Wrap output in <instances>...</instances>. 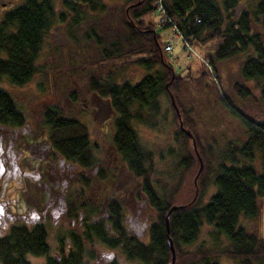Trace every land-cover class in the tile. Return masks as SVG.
Wrapping results in <instances>:
<instances>
[{"label":"trees","instance_id":"obj_1","mask_svg":"<svg viewBox=\"0 0 264 264\" xmlns=\"http://www.w3.org/2000/svg\"><path fill=\"white\" fill-rule=\"evenodd\" d=\"M155 1L122 0L107 5L102 0H61L63 9L56 11L51 0H15L1 13L0 75L12 84L24 83L36 71L35 59L44 34L66 17L68 25L77 28L94 47L97 58L92 62L99 69L102 61L115 59L144 69L133 82H115L105 72L88 75L85 84L88 92L107 101L112 112L110 147L135 181L134 198L151 213L146 238L140 239L122 222L117 194L121 190L105 195L101 201L105 214L92 218L96 205L80 201L83 217L78 233L69 232L67 247L62 248L60 239L57 251L50 253L42 224L29 228L17 223L0 236V264H32L30 254H45L42 264H86L93 256L94 242L114 250L123 262L168 264L167 236L174 250L173 264H220L222 256L229 264H264V231L259 234L240 224V218L257 215L258 200L264 199V0H159L158 12ZM154 12L158 28H173L187 45L215 40L203 57L213 69L221 60L240 56L238 77L250 80L257 94L252 95L238 81L232 90L241 98L253 97L263 107L261 117L254 119L232 109L229 100L219 96L241 122V140L217 143L210 137L201 143L196 138L191 111L182 108L177 99L183 77L172 68L171 75L157 30L146 17ZM168 111L174 124L173 138L165 153L157 155L156 161L163 165L156 170L155 154L141 142L136 127H154ZM41 117L48 126L47 141L59 156L81 170L93 165L87 128L81 120L53 106L44 107ZM22 120L12 98L0 89V122L17 125ZM182 128L191 131L201 160L195 182L192 177L198 161ZM71 205L67 204L68 215L72 214ZM170 205L178 206L168 213L166 227L164 214ZM203 225L211 229V243L196 240ZM107 264H118V260L114 256Z\"/></svg>","mask_w":264,"mask_h":264},{"label":"rangeland","instance_id":"obj_2","mask_svg":"<svg viewBox=\"0 0 264 264\" xmlns=\"http://www.w3.org/2000/svg\"><path fill=\"white\" fill-rule=\"evenodd\" d=\"M13 1L15 0H0V15ZM102 1L107 5H115L122 0ZM251 1L249 0V3ZM51 2L56 11L63 9L61 0H51ZM146 17L157 30L161 49L165 42H169L171 46L170 52L162 49V55L170 62L173 72L183 77L177 91V99L182 108L191 111L192 130L196 138L201 143L205 138L208 140L210 137H213L217 143H222L227 139L241 140L243 138L241 122L234 112L226 107L219 96L226 97L232 105V109L254 119L261 117L263 107L258 101L253 100V97L241 98L232 90V84L234 81H238L246 85L252 95L257 94V90L252 86L250 80L241 81L238 77L240 56L221 60L215 63L214 69L211 67L210 71L203 57L212 48L215 40L204 44L191 43L184 46L180 37L175 36L171 28H158L156 14L148 13ZM67 18L64 21L57 20L44 34L35 59L36 71L30 78L20 85H15L10 83L5 76L0 75V89L9 94L17 110L21 112L26 123L25 130L35 132L33 135L40 138L41 149L37 150L40 160L49 155L48 148L44 145L46 142L43 140L47 137L48 130V126L41 117L44 107L53 106L62 114L77 118L86 125L94 158L93 165L81 170L67 164L64 165L61 172H59V167L55 168L53 176L49 174L47 177V183L52 191L50 194L46 190L49 194L48 197L55 200L59 196L56 195L54 198L53 195L63 192L65 198L71 195L78 202L96 205V212L89 216L93 217L105 214L101 201L109 192L119 189L121 191L117 194H119L122 205L121 213L124 226L138 238L145 239L147 216L151 212L145 208L142 201L139 202L134 198L135 181L130 174L123 170L110 147L112 112L107 101L88 92L85 84L88 75H101L105 72L110 74L115 82L121 80L133 82L143 74L144 69L132 63L124 64L121 59L102 61L101 69H99V66L92 62L97 58L94 47L79 35L77 28L68 25ZM163 99L165 98L162 96ZM178 120L180 121L179 114H177V123ZM136 129L141 142L155 154L153 167L156 170L161 168L163 163L156 161V157L158 154L165 153L166 146L170 145L173 138L174 124L170 111L167 112L165 119L158 122L156 126L150 128L139 125ZM187 130L191 134L193 145L191 138L187 137L190 139L198 161L196 172L192 177L195 182L196 174L201 168V160L195 149L193 135L189 129ZM57 159L58 157L54 161L57 162ZM46 165H48L46 168H49L50 164ZM99 174L102 178L99 177ZM81 176L84 179H80ZM28 178L33 181L36 179L33 175H29ZM125 185L130 189H125ZM38 188L42 189L41 186ZM210 191V188L206 190V196ZM67 192L68 194H66ZM23 196H20L21 200H23ZM65 198L62 199L64 204L67 201ZM258 201L261 206L257 215L254 218H240V224L247 230L254 229L262 234L264 231V199ZM22 204L21 202L15 208L18 215L12 218L11 222L31 224L41 218L39 214L35 217L30 210L26 209L27 204L24 203L23 206ZM34 204L31 201V206H35ZM58 207H63V205ZM65 214V211L58 209L56 215L53 213L46 215V241L50 253L57 250L60 239L64 246L69 243L66 239L69 236V230L77 232V229L69 224L68 219L64 218ZM79 215L81 216V212ZM1 228L3 226L0 225ZM210 230V227L206 225L201 226L197 242L203 239L207 243H211V237L208 235ZM91 250L93 256L86 259V264H107L114 256L117 258L118 264H142L135 260L123 262V258L119 254H115L114 250L107 249L96 242L93 243ZM28 259L32 264H36L42 261L43 257L28 255ZM219 262L220 264H229L230 260L222 256L219 257Z\"/></svg>","mask_w":264,"mask_h":264},{"label":"flooded vegetation","instance_id":"obj_3","mask_svg":"<svg viewBox=\"0 0 264 264\" xmlns=\"http://www.w3.org/2000/svg\"><path fill=\"white\" fill-rule=\"evenodd\" d=\"M25 126L26 123L24 120L17 125L8 121L0 122V225L3 226V228L5 227L4 229H0V236L6 233L11 225L17 223H22L29 228L33 226V224H42L46 233V215L47 213H53V215H56L58 209L63 212L65 211L66 214L64 218L68 219L69 224L72 225V227L78 229L83 217L82 213L81 216L79 215L80 209L78 207V201L72 198L71 195L65 198L63 192L55 193L53 195L54 198L56 195L59 197L54 200L52 197H48L49 194L47 192L49 191L50 194H52V191L49 188L50 186L47 183V177L49 174L53 176L55 168L59 167V172H61L64 165L69 164L78 167L77 164L66 161L59 156L48 143L47 137L43 138V140L46 142L44 145L48 148L47 153L49 155H47L46 158L44 156L40 160V157L37 154V150L41 149L40 138L33 135L35 132L26 131ZM57 157L58 159L56 162L54 159ZM46 164H50L49 168H46L48 166ZM29 175L35 176V181L29 179ZM55 181H57L56 178ZM39 186H41L42 189L38 188ZM66 194H68V192ZM20 196H23V200L20 199ZM63 198L67 200L65 204L62 202ZM30 200L33 204L35 202V206H31ZM16 202H18V204H15ZM21 202L23 203L22 206L24 203L27 204L26 209L30 210L35 217L39 214L41 218L35 220L31 224L11 222L12 218L18 215V212H15V208L20 205ZM61 204L64 208L58 207ZM67 204H72L71 215H68ZM6 223L7 225L5 226ZM70 231L72 233H78L72 230H69L68 233ZM66 239L68 241V238ZM61 243L63 245L62 240ZM65 247L67 246H62V248ZM55 251L52 252L55 253ZM32 256L43 257V260L45 258V254ZM43 260L36 264H42Z\"/></svg>","mask_w":264,"mask_h":264},{"label":"water","instance_id":"obj_4","mask_svg":"<svg viewBox=\"0 0 264 264\" xmlns=\"http://www.w3.org/2000/svg\"><path fill=\"white\" fill-rule=\"evenodd\" d=\"M156 46L158 47V44L157 42H155ZM169 69H170V73L172 75V70H171V66L169 65ZM168 96H169V99L171 101V103L173 104L172 102V96L170 94V92H168ZM176 110V109H175ZM178 125L179 127L181 126V123L180 121L178 120ZM183 129V128H182ZM184 133L189 137L191 138V134L190 132L187 130V129H183ZM191 142H192V145H193V140L191 138ZM200 163V162H199ZM199 168H200V164H199ZM198 168V169H199ZM176 206L178 205H170L167 210L165 211V214H164V222H165V226L167 227V216H168V213L173 209L175 208ZM166 244H167V247L169 249V261H168V264H173V261H174V250H173V247H172V242L170 240V238L167 236L166 237Z\"/></svg>","mask_w":264,"mask_h":264},{"label":"built area","instance_id":"obj_5","mask_svg":"<svg viewBox=\"0 0 264 264\" xmlns=\"http://www.w3.org/2000/svg\"><path fill=\"white\" fill-rule=\"evenodd\" d=\"M156 3H157L156 10H158V9L160 8V2H159V0H156ZM164 49H165L166 51H169V50H170V44L166 43V44L164 45Z\"/></svg>","mask_w":264,"mask_h":264}]
</instances>
